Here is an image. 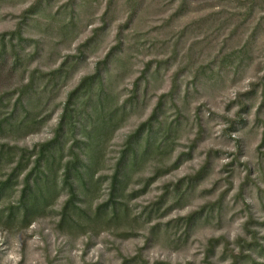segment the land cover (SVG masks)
Returning a JSON list of instances; mask_svg holds the SVG:
<instances>
[{"label":"rangeland","instance_id":"1","mask_svg":"<svg viewBox=\"0 0 264 264\" xmlns=\"http://www.w3.org/2000/svg\"><path fill=\"white\" fill-rule=\"evenodd\" d=\"M1 48L0 119L24 116L31 94L36 122L0 142L28 151L99 69L112 116L93 207L157 107L162 149L131 173L122 221L60 227L61 192L28 228H0V264H264V0H0ZM90 106L62 134H88Z\"/></svg>","mask_w":264,"mask_h":264},{"label":"trees","instance_id":"2","mask_svg":"<svg viewBox=\"0 0 264 264\" xmlns=\"http://www.w3.org/2000/svg\"><path fill=\"white\" fill-rule=\"evenodd\" d=\"M243 3L245 2H241ZM35 8L36 6L27 12ZM254 9L253 3L249 6V12ZM4 51L5 48H1L0 55ZM98 70L95 75L84 78L70 92L60 124L50 140L36 145L30 151L27 148L0 142V199L6 197L0 208V228H28L35 220L46 215V210L55 205L61 192L64 193L65 200L59 211L60 227H68L69 230L85 229L102 223L115 224L125 218L126 212L122 211L121 206L124 204L121 201L126 199L125 190L130 182L131 173L146 159L161 153L162 142L159 140L157 128L153 126L158 120V107L154 109L150 118L129 136L126 149L114 164L113 173L107 178L109 181L107 200L93 207L92 196L96 194L98 188L95 173L100 165L101 155L97 147L107 135L105 133L110 123L109 118L112 116L102 112L107 103V98L102 93L103 85L97 89L94 86ZM25 94L21 92L19 99L21 102L19 100L17 102L22 104V97ZM32 96L30 94L25 104H22L26 112L24 116L20 118L14 116L15 121L9 124L8 128L4 125L5 119H0V140L5 135H13L2 134L7 129L29 130L36 122L34 115L30 113L32 105L36 103L32 102ZM82 102L85 104L91 102L92 105L90 106L92 110L88 113L90 131L88 134H62L68 122L71 125L67 130L68 132L72 130L73 120L80 114L78 111L75 112L73 106L81 107ZM26 107H29L30 111ZM76 135L79 136L78 139ZM70 139L72 142L68 148L67 159L64 160L65 146ZM176 164L177 162L173 166L176 167ZM158 172H155L154 177ZM16 192L18 196L15 199ZM187 220L189 226L192 223V215L188 216ZM252 240L255 241V237H252ZM258 249L259 252H264V246H258Z\"/></svg>","mask_w":264,"mask_h":264}]
</instances>
